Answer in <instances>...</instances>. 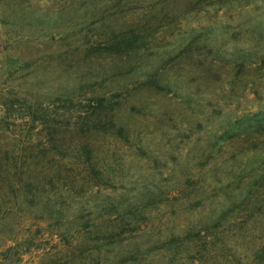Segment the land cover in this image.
Instances as JSON below:
<instances>
[{
  "label": "rangeland",
  "instance_id": "1",
  "mask_svg": "<svg viewBox=\"0 0 264 264\" xmlns=\"http://www.w3.org/2000/svg\"><path fill=\"white\" fill-rule=\"evenodd\" d=\"M0 264H264V0H0Z\"/></svg>",
  "mask_w": 264,
  "mask_h": 264
},
{
  "label": "trees",
  "instance_id": "2",
  "mask_svg": "<svg viewBox=\"0 0 264 264\" xmlns=\"http://www.w3.org/2000/svg\"><path fill=\"white\" fill-rule=\"evenodd\" d=\"M259 114L254 115L253 117H244L241 120L238 121L237 126H240L242 124V122H246L247 120H251V118H256L257 120L261 121L262 117H259ZM260 118V119H259ZM241 127V126H240Z\"/></svg>",
  "mask_w": 264,
  "mask_h": 264
}]
</instances>
